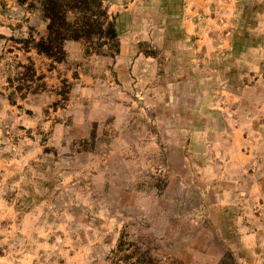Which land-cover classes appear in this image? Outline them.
<instances>
[{
  "label": "rangeland",
  "instance_id": "rangeland-1",
  "mask_svg": "<svg viewBox=\"0 0 264 264\" xmlns=\"http://www.w3.org/2000/svg\"><path fill=\"white\" fill-rule=\"evenodd\" d=\"M92 5L117 36L56 60L38 0H0V264H264V0ZM257 77L246 153L183 129Z\"/></svg>",
  "mask_w": 264,
  "mask_h": 264
},
{
  "label": "trees",
  "instance_id": "trees-1",
  "mask_svg": "<svg viewBox=\"0 0 264 264\" xmlns=\"http://www.w3.org/2000/svg\"><path fill=\"white\" fill-rule=\"evenodd\" d=\"M38 3L46 26L30 42L38 52L56 60L63 57L68 40L117 36L113 23L108 22L105 26L103 19L107 13L99 6L93 7L92 0H38ZM70 13H74V16L71 17Z\"/></svg>",
  "mask_w": 264,
  "mask_h": 264
},
{
  "label": "crops",
  "instance_id": "crops-1",
  "mask_svg": "<svg viewBox=\"0 0 264 264\" xmlns=\"http://www.w3.org/2000/svg\"><path fill=\"white\" fill-rule=\"evenodd\" d=\"M185 18L186 17L184 15L181 17L183 20ZM248 51L250 52L253 50L249 48ZM223 79H226L227 81V78L223 77ZM260 81V78L257 77V80L252 86L247 82L245 85L243 83V85L239 87V91H232L229 89V97H227V99L230 98L232 102L228 100V103H230L228 107L222 105L214 106L208 110V112H205V115H211L208 127L204 128L202 126V122L194 117L192 125H187L185 122H183V129L187 130L186 127L188 126V130L194 132V137H196V130L200 131L202 134V129H204L206 132H210L209 138H216L223 144L222 149L228 148L229 153L237 155L246 153L244 148L246 147L248 140L247 130L255 124V121L252 120L253 118H251L250 114L248 113L249 105L246 101V92L248 89H259ZM187 95L189 98L192 97L198 101L193 107L186 108L191 110L194 115H197L198 113L200 115L203 114L205 107L203 106L204 99L203 94L201 93V88L197 90L195 89L193 93L189 92ZM221 161L231 164L234 163L241 167L244 163L243 157H241L239 160L237 157H234V155H226L216 162Z\"/></svg>",
  "mask_w": 264,
  "mask_h": 264
}]
</instances>
